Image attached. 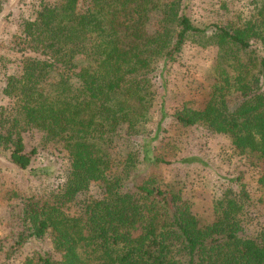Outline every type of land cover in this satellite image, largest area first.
<instances>
[{"label": "trees", "instance_id": "obj_1", "mask_svg": "<svg viewBox=\"0 0 264 264\" xmlns=\"http://www.w3.org/2000/svg\"><path fill=\"white\" fill-rule=\"evenodd\" d=\"M250 3L251 15L229 26L197 25L184 0H40L22 14L14 35L21 72L2 86L0 149L18 169L41 172L32 167L37 148L25 141L34 131L71 159L61 186L20 205L16 245L48 239L60 255L46 251L37 264H264V225L245 234L255 201L241 175L240 188L215 198L211 220L181 183L151 175L128 189L135 172L170 162L155 143L164 117L154 136L148 127L154 72L188 41L217 47V58L204 106L187 102L174 119L229 136L264 189V0ZM132 143L117 163L113 150ZM94 182L102 197L71 209Z\"/></svg>", "mask_w": 264, "mask_h": 264}, {"label": "rangeland", "instance_id": "obj_2", "mask_svg": "<svg viewBox=\"0 0 264 264\" xmlns=\"http://www.w3.org/2000/svg\"><path fill=\"white\" fill-rule=\"evenodd\" d=\"M40 0H0V106L8 99L2 94L6 77L21 72V45L15 41L19 18L30 14ZM54 1V0H48ZM185 12L197 25L216 23L233 25L251 15L250 0H184ZM158 16L154 19L155 21ZM218 48L202 47L188 41L175 60L161 61L154 72L158 92L153 108V120L148 123L150 136H154L158 122L164 117L158 152L166 153L169 163L152 165L144 171L135 172L129 180L128 189L151 175L158 176L163 183H181L186 197L191 198L194 210L204 219L213 218V204L228 187L240 188L238 176L243 177L255 206L251 207L250 219L245 234H252L264 225V189L256 181V169L245 163L233 148L225 134L212 133L202 126L184 127L173 117L175 111L185 103L200 108L206 103L212 82V67ZM165 115V116H163ZM25 141L29 148H37L33 170H21L9 160V152L0 149V236L4 240V251L0 264H37L38 257L46 251L60 257L48 239L28 241L16 245V234L20 205L25 197L46 198L52 190L61 186L68 178L71 159L68 153L51 144L41 145V134L27 132ZM134 144L118 147L113 156L119 163ZM44 170L46 173H44ZM102 184L92 183L89 190L79 194L70 203L75 210L76 202L93 196L102 197Z\"/></svg>", "mask_w": 264, "mask_h": 264}]
</instances>
